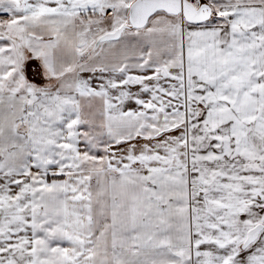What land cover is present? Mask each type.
Segmentation results:
<instances>
[{"label":"snow or ice","instance_id":"6c2138e0","mask_svg":"<svg viewBox=\"0 0 264 264\" xmlns=\"http://www.w3.org/2000/svg\"><path fill=\"white\" fill-rule=\"evenodd\" d=\"M0 264H264V0H0Z\"/></svg>","mask_w":264,"mask_h":264}]
</instances>
